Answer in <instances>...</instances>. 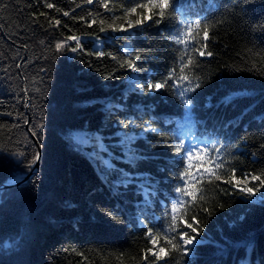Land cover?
<instances>
[{
	"label": "trees",
	"instance_id": "1",
	"mask_svg": "<svg viewBox=\"0 0 264 264\" xmlns=\"http://www.w3.org/2000/svg\"><path fill=\"white\" fill-rule=\"evenodd\" d=\"M132 6L111 0L113 10L106 11L97 0H0V182L28 174L41 150L30 179L0 190V264H155L151 253L142 259L153 247L146 232L160 233L164 245L172 205L181 199L175 189L182 183L183 153L173 150L181 140L220 148L225 168L235 167L237 178L264 172V0H175L173 18L163 23L153 17L128 31L108 26L112 17H120L117 26L134 22L135 15L124 16ZM196 19L210 25L206 43L213 52L200 57L188 48L200 63L185 74L199 76L200 88L196 81L168 79L171 69L179 70L185 47L169 37ZM57 43L64 47L56 50ZM128 60L140 69L144 89L165 79L169 87L134 89ZM184 88L195 90L181 97ZM229 95L236 99L226 104ZM116 123L135 133L130 144L116 134ZM76 128L85 130L82 148L70 136ZM97 131L111 152L103 155L120 170H109L107 178L117 182L120 172L130 173L126 187L104 182L85 152ZM127 149L143 159L126 161ZM228 179L214 181L219 188L205 181L207 199L185 205L184 218L192 223L195 214L197 238L208 242L185 256L171 254L172 264H264V192L245 197L224 183ZM176 215L182 224L180 210Z\"/></svg>",
	"mask_w": 264,
	"mask_h": 264
},
{
	"label": "snow or ice",
	"instance_id": "2",
	"mask_svg": "<svg viewBox=\"0 0 264 264\" xmlns=\"http://www.w3.org/2000/svg\"><path fill=\"white\" fill-rule=\"evenodd\" d=\"M87 4H92L93 0H85ZM97 2L106 10L112 11L113 9L109 8V3L111 0H97ZM127 3L132 4V7L126 8L124 10V16L128 17L130 15H135L137 18L135 21L125 20L124 23H120L117 26L116 21L120 19V17H112L111 23H109V27H111L114 31H128V29L134 26H142L145 20H153V17L156 19L153 21L155 24L163 23L166 19L173 18V12L175 11V0H126ZM79 7V5H77ZM45 7L48 9H56L57 12L61 11V9L57 8V6L53 3H46ZM141 11L138 12L137 10ZM151 13V14H149ZM45 15V14H41ZM64 16H69L70 13L65 11L63 12ZM83 19V18H81ZM105 20L101 19L99 21L101 27L100 31L103 32L106 29L103 27L105 24ZM51 24V21H49ZM60 21L56 20L55 24L59 25ZM97 21L95 19L92 20V24H96ZM125 23L127 27H125ZM224 23V21L220 22ZM209 27L208 23H203L200 19H196L191 21L183 26V30L178 32L176 35H171L169 39L173 41L177 45H184L183 51L180 52L179 61L180 66L177 71L176 68L171 69L170 76L168 79H172L175 77L178 81H187L189 84L195 82V88H200L201 84L198 82L201 78L199 76H192L191 79L189 75L185 74V71L188 70L191 72L192 69L199 67V61L196 59L195 55L192 53L198 54L200 57H211L213 55L212 51H207L208 44L206 41L209 40ZM213 28L219 27V24L212 25ZM202 31V35H201ZM195 33V34H194ZM71 40H79V37L72 36L69 37ZM64 47L62 43H57L55 45L56 50H61ZM80 45L78 44L76 48H72L73 52L79 49ZM191 47L192 53H189L188 48ZM97 55H105L103 52L97 53ZM140 56L137 55L135 60H139ZM127 67H129L133 72H138L140 69L137 67L134 60H128L126 62ZM135 81V78H133ZM169 87L167 79L149 84L147 89H144V85L140 84V88L145 91H158L160 89ZM195 88H184L179 92L181 97H184L187 92L194 91ZM236 97L234 95L225 96L223 102L226 104L232 103ZM184 105L189 106L191 104V99H184ZM7 115L11 116L12 113H7ZM19 115V114H18ZM28 123L27 119L24 121ZM127 127V124L124 125ZM4 125H0V129L4 128ZM42 127V125L40 126ZM152 132H157V129L151 128ZM35 134V133H33ZM95 135V134H92ZM96 140L99 141L100 137L95 136ZM101 147H103L101 145ZM106 150V149H105ZM176 153H183V155L179 156V160L182 162L181 170L177 173L178 179L182 182L180 186L176 187L175 192L181 198L172 205V216L169 222V226L167 230L163 233L164 245L160 246L158 250L156 249V245L159 243L161 238L160 233H153V230L149 228L146 232V236L150 238L149 242L153 245L152 248L147 249V252L142 257L143 260H147L148 253H151L153 257H155V264H159V261L164 258H169V264H172L174 260V256L171 254H180L181 256L188 255L193 251V248H189V245H199L206 243L203 239H197L198 236V227L199 221L196 218V215H191L192 223H189L187 219L184 217L187 216L188 209L185 205L191 203L193 206H196L197 199L199 201H205L207 199L206 192L208 188L206 187L205 181L207 185H212L213 188H219V184L214 183V181H221L224 175H228L229 179L224 181L231 185L233 188L239 190V192L243 193L245 197H253L256 193L264 190V172L260 174H249L247 172L242 173L244 184L242 186L241 180L236 177V168H225V164L223 158L219 155L221 149L218 147L209 148L207 146H202L198 143H185V141L181 140L173 149ZM131 151V150H130ZM215 152L217 155L213 156L212 153ZM39 156L36 155L33 158V163L35 160H38ZM143 159V157L132 155L129 157L130 163H135L137 160ZM107 169L112 171H120L114 168V165L109 163L108 161H104ZM31 167V165H29ZM121 178L116 182L117 185H124L125 187L132 182V176L127 172H120ZM249 181H259L258 184H253L252 186H247ZM9 182L6 178L5 181L0 183ZM221 191L227 192L226 189H221ZM180 210V219L183 221L182 224H177V215L176 213ZM208 212V209H203ZM209 214H211L209 212ZM111 215V214H109ZM112 220H118L117 216H111ZM197 225L194 227L193 225ZM186 227L191 230V233L188 231H181L180 228ZM169 233H174L173 235H169ZM178 264V262H177Z\"/></svg>",
	"mask_w": 264,
	"mask_h": 264
},
{
	"label": "rangeland",
	"instance_id": "3",
	"mask_svg": "<svg viewBox=\"0 0 264 264\" xmlns=\"http://www.w3.org/2000/svg\"><path fill=\"white\" fill-rule=\"evenodd\" d=\"M96 45L98 47H100V41H96ZM137 73L138 72H134L135 81L132 80L131 83H130V85L134 89H137L138 87H140V85L138 84V79L139 78H138V74ZM135 107H139V105L138 106H135ZM114 129L116 130V134L117 135H120L122 137V142H124V143L130 144V142L135 137V133L134 132H126L124 130V127L120 123H116L114 125ZM150 129H151V125H149V130ZM92 134H95V135H92ZM92 134H91V136H90V138L88 139V142H87V145H88L89 149L88 150L86 149L85 152L88 154V156L95 162L96 166L99 168V170L101 172V175H103V176H101L104 179L103 181L104 182L106 181L112 187L116 188V182L113 181L110 178H107V176H106L107 174L106 173L109 172V169H107L106 165L104 164V161H108L109 163H111V161H110V157L109 156L106 157V156L103 155V151H106L108 153V155L111 154V152L109 151L108 147L104 144V140H103V138L101 137V135L99 134L98 131L97 132H93ZM70 136L75 141V146L77 148H82V145H84L85 138H86L85 130L82 129V128L73 129L70 132ZM95 136H99L100 137V140L97 141L96 138H95ZM101 145L103 147H101ZM132 155H136V154H134L132 152V149H127L124 152V159L126 161H129V157L132 156ZM25 175H23V176H25ZM23 176H19V177H23ZM16 177H18V176H16ZM12 179H14V178H12ZM240 180H241V183H242V186H243L244 181H243V179H240ZM249 182L247 183V186H250ZM261 192H264V190H261ZM144 193H145L146 197H148L147 193L146 192H144ZM253 197L255 199L260 198V192L256 193V195L253 196ZM139 220L142 221L141 218H139ZM160 246L161 245L158 243L155 247L158 250V248ZM192 246L193 245H189L188 247L189 248H192Z\"/></svg>",
	"mask_w": 264,
	"mask_h": 264
},
{
	"label": "water",
	"instance_id": "4",
	"mask_svg": "<svg viewBox=\"0 0 264 264\" xmlns=\"http://www.w3.org/2000/svg\"><path fill=\"white\" fill-rule=\"evenodd\" d=\"M28 101V99H27ZM29 103V101H28ZM27 128L29 129L28 127V124H27ZM31 133V132H30ZM31 135L33 136V138L35 139L34 135L31 133ZM36 140V139H35ZM37 142V140H36ZM40 156L41 154L39 155V159L36 161V164L34 165V168L31 170V172H29L28 174H26L25 176L23 177H17L13 180H10L9 182L7 183H3L1 186H0V189H5V188H10V187H13V186H20L22 183L26 182L29 178H31L35 173H36V170L38 169L39 167V163H40Z\"/></svg>",
	"mask_w": 264,
	"mask_h": 264
},
{
	"label": "bare ground",
	"instance_id": "5",
	"mask_svg": "<svg viewBox=\"0 0 264 264\" xmlns=\"http://www.w3.org/2000/svg\"><path fill=\"white\" fill-rule=\"evenodd\" d=\"M41 154V150H39V155ZM40 162H41V156H40ZM36 164V163H35ZM39 167H40V163H39ZM39 167H38V169H39ZM34 168V167H33ZM38 169L36 170V172L38 171ZM19 177V176H18ZM17 178V177H16ZM15 179V178H14ZM30 179V178H29ZM10 180H13V179H9L8 181H10ZM23 184V183H22ZM21 184V185H22ZM20 185V186H21ZM13 187H17V186H13ZM11 188V187H10ZM5 189H7V188H5ZM0 190H4V189H0Z\"/></svg>",
	"mask_w": 264,
	"mask_h": 264
}]
</instances>
